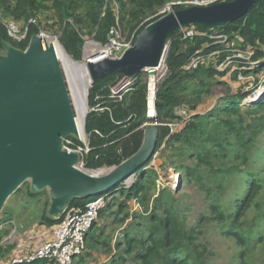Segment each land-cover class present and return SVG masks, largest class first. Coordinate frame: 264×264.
Here are the masks:
<instances>
[{
  "label": "rangeland",
  "instance_id": "374dc122",
  "mask_svg": "<svg viewBox=\"0 0 264 264\" xmlns=\"http://www.w3.org/2000/svg\"><path fill=\"white\" fill-rule=\"evenodd\" d=\"M172 1L178 0H171L167 3ZM167 3L160 7L156 14H159ZM112 8L117 15L119 5L112 3ZM132 8L133 10H139L138 7L132 6L129 7V10ZM44 16V14L41 15L43 21ZM149 17L151 16H140L136 22L129 25H127V20H124L113 28L115 30L118 28L121 36L129 38L136 33L138 27ZM44 29L51 35L60 33V29L56 24ZM215 32L217 31L212 33L215 34ZM94 35L93 31L82 32L84 42L81 47L80 59H74L65 51L73 60L72 62H66L63 66L71 91H83L87 62L94 56H100L101 49L106 43L98 42ZM219 39L214 38V42L217 44ZM220 44L225 46L222 49L212 51L211 53L214 55L206 62L210 60L214 64H218L216 62L217 52L225 50L226 46L229 45L226 43ZM0 55H5L4 48L0 50ZM239 69L242 68L237 64H230L226 70L224 69L225 74L217 77V80L224 81L225 84L214 83L210 93L203 96L202 101L195 110H190L186 104L176 107L175 112L178 119L170 122L172 123L171 134L181 132L186 120L192 115L213 112L222 108L226 97L247 92L239 107L241 120H238V116L232 117L237 122L238 130H230L228 126L221 123L226 117L223 113H219L216 117L211 118L206 125V129L200 130V134L192 137L189 143L173 138H165L149 164L144 168L148 174L149 182H151L145 192V205L138 202L133 195L126 198V190L138 178V173L131 174L119 184V189L117 188L111 194H106V205L95 222L96 225L93 230L97 241L89 247L86 239L85 252L74 259V264H140L136 260L135 254L142 251L147 228L152 223L149 219L151 216L150 210L152 206L157 208L154 199L159 195L161 189L165 190L169 196L164 202L169 201L174 205V209L179 212L181 225L186 231H191L193 234L194 248L190 247L192 253L190 264H240L237 259L238 254L245 256L243 257L245 264H264V238L262 241L259 240L260 232L264 233V206L261 210L254 206L257 201H263V196L252 203V206L239 221L240 227L250 236V241L246 247H240L232 238L224 236L225 226L229 224V220L215 221L210 218L208 210V206L214 199H217L226 214L233 213L236 199L240 198V190L245 189L247 182L252 178H256L264 184V110L255 106L252 107L248 102V98L255 96L256 92L261 93L264 90V69L259 72L244 70L240 79L238 76ZM166 71L165 63L162 61L155 74L144 70L143 77L147 79V82L150 81L151 84H155L157 88V84L164 78ZM130 79L133 78L123 76L116 81L110 87V96L120 99L119 95L123 94L117 90L120 81L131 82ZM131 84L128 86L133 85ZM87 95L88 91L84 96H81L82 98H79L80 96L78 99L73 98L74 109L79 119L82 117V121H85V117L90 111ZM81 124L83 128V122ZM144 127L145 124L140 126L143 131ZM67 136L72 137L73 134L70 133ZM209 137L210 139L214 137L220 141L222 149L214 141L208 140ZM201 146L202 148L198 149ZM197 151L202 152L203 155L213 154L210 163L212 168L217 170L215 173L210 170V166L206 164V161L197 158ZM245 156L248 160L246 165L243 163L246 160ZM113 167L114 165L88 168L87 171L88 173L91 172L90 174L101 175ZM188 167L194 169V173L190 177L187 174ZM177 174H179L180 179L178 185H175L174 188L173 181H175L174 177ZM219 182L223 184L221 190L216 187ZM50 188L49 185H45L39 189H34L33 176L30 175L3 201L0 207V260H6L12 255L20 238L27 239V246L23 248L30 251L35 247L37 237L44 236V234L48 236L47 232L50 234L51 228L41 223L44 215L50 216L52 201ZM108 202H111V208H107ZM120 202H124L122 208ZM161 209L162 206L160 209L157 208V214L162 216ZM203 216L209 219H205ZM126 234L138 241L135 248L128 255H124ZM4 237L9 242L3 240L5 246L2 244V238ZM22 239L21 241H23ZM185 243L186 240H182V245ZM198 251L202 252L203 255L199 256Z\"/></svg>",
  "mask_w": 264,
  "mask_h": 264
},
{
  "label": "trees",
  "instance_id": "16d2710c",
  "mask_svg": "<svg viewBox=\"0 0 264 264\" xmlns=\"http://www.w3.org/2000/svg\"><path fill=\"white\" fill-rule=\"evenodd\" d=\"M168 1L171 0H0L1 18H9L16 22H27L32 17L38 20V25H29L27 38L20 43L9 38L5 27L0 23V50L3 49V42L24 50L29 37L38 32L39 26L47 28L56 24L60 29L59 43L70 56L78 60L81 57V47L84 42L83 31H93L95 39L100 43H105L111 29L119 22L127 20V25H129L136 22L140 16L150 15L151 17L136 30L135 34L137 35L146 25L162 16L156 12ZM112 3L119 5L117 15L112 8ZM130 6L138 7L139 10H133V8L129 10ZM43 14L46 23L41 19ZM195 27L197 31L205 33V35L183 38L182 33L178 30L168 38V52L164 61L167 71L156 88L154 116L157 117L158 122L170 123L174 119H178L175 108L181 104H186L190 110H195L203 96L210 93L214 83L225 84L224 81L217 80V77L223 76L225 72L217 70L215 64L210 60L200 63L192 70L183 68L197 51L201 50L202 54L208 55L225 46L214 42V38L210 36L213 34L212 32L217 31L218 34L228 36L226 44L229 45L226 46V49L234 46L241 50L250 48L253 52L252 58L261 60L259 66L252 71L259 72L264 69V0H256L245 15L222 26L206 28L195 25ZM227 51L222 50L220 54H217V63L226 57ZM122 77V73L113 72L92 82L88 88L89 107L98 105L102 109L89 111L85 117V130L90 135L92 147L85 156L87 168L116 166L134 154L141 144L143 130L140 126L147 121V79L143 77V71H141L132 77L134 79L133 86L123 93L120 99L111 97L110 87ZM246 95L247 92H242L228 96L225 98L222 108L202 115H192L186 120L181 132L171 134V128L168 125H158L156 150L167 137V139L173 138L189 143L192 137L199 135L200 130L206 129L209 120L219 113H223L226 117L221 123L228 126L230 130L237 131V122L232 117L238 116V120H241L239 107ZM254 106L264 110V98L253 103L252 107ZM94 130H98L100 135L96 134ZM208 140L214 141L222 149L221 142L216 138L211 137L210 139L209 137ZM75 142L78 143L76 139ZM201 148L202 146L198 149ZM196 153L199 160L206 161L211 171L214 173L217 171L212 168L210 163L213 154L203 155L199 151ZM245 159H243V163L246 165L248 161L246 156ZM145 166L135 172L138 173V178L126 190V198L133 195L143 205H145L147 186L151 183L146 169H144ZM193 173L194 169L188 167V176H192ZM251 175L253 176V174ZM216 187L221 190L222 182L217 183ZM117 188L119 189L117 186L104 194H111ZM262 196L264 197V184L260 180L252 178L247 182L245 189L240 190V198L236 199L233 213L226 214L219 200L214 199L208 206L210 218L218 222L229 220V224L225 226L224 236L232 238L238 246L246 247L250 236L240 227L239 221L252 206V203ZM95 197L72 198L67 206L83 208L89 200ZM166 198H169L168 193L161 189L159 195L154 199L158 209L162 206L163 215H158L157 208L152 206L149 217L152 223L147 228L144 246L141 253L135 254V258L140 264H190L192 257L190 247H193L194 243L193 234L184 229L180 223L179 212L169 201L164 202ZM123 205L124 202H120L121 208ZM254 206L261 210L264 206V198L263 201H257ZM107 208H111V202H108ZM101 212L102 210L99 216ZM62 217L63 214L58 218L44 215L41 223L52 227L59 223ZM203 218L209 219L206 216ZM95 225L94 223L91 226L86 236L89 247L97 241L93 231ZM260 234L259 240L262 241L264 233L260 232ZM182 240H186L184 245H182ZM137 243L135 238L126 234L124 255L130 254ZM198 255L202 256L203 253L198 251ZM243 257H245L243 254L237 255L240 264H245ZM23 264H44V261L35 260Z\"/></svg>",
  "mask_w": 264,
  "mask_h": 264
},
{
  "label": "water",
  "instance_id": "95a60500",
  "mask_svg": "<svg viewBox=\"0 0 264 264\" xmlns=\"http://www.w3.org/2000/svg\"><path fill=\"white\" fill-rule=\"evenodd\" d=\"M256 0H222L207 6H185L146 25L118 58L89 59L91 82L113 72L125 78L165 61L168 38L187 25L222 26L245 15ZM52 44L32 35L21 50L3 42L0 55V207L28 176L33 187L49 185L50 216L57 218L72 198L104 194L147 164L158 143L156 117L147 115L137 151L99 176L74 167L77 154L61 148L66 135L76 134L73 111Z\"/></svg>",
  "mask_w": 264,
  "mask_h": 264
},
{
  "label": "built area",
  "instance_id": "2783aa9c",
  "mask_svg": "<svg viewBox=\"0 0 264 264\" xmlns=\"http://www.w3.org/2000/svg\"><path fill=\"white\" fill-rule=\"evenodd\" d=\"M222 0H178L167 3L164 8L161 9L159 14L164 15L177 7H185L191 5L197 6H207L210 4H214L220 2ZM0 23L5 27L7 36L11 38L15 42H22L27 38L29 25L35 24L38 25V20L35 17L30 18L27 22H16L9 18H1ZM111 29L108 40L104 44L101 49V57L107 58H118L122 55V53L131 47L134 43L136 34H132L129 38L121 36L119 29L116 28ZM182 33L183 38H191L194 35H205V33H201L197 31L195 25H187L182 27L179 30ZM211 34L212 38H220L217 43H226L228 40V36L225 34ZM32 35H37L44 44H53L55 42H59L58 36L51 35L44 27L39 26L38 32ZM32 35L28 39V43L32 37ZM237 37V36H235ZM28 43L25 49L28 46ZM24 49V51H25ZM227 56L220 61L218 64H215L217 70L224 71L230 64H237L242 69H239L238 76L239 79L242 78V73L244 70L251 71L259 66L261 60H254L252 58V50L250 48L241 50L239 48L230 47L228 49ZM222 52L218 51L217 54ZM214 54L210 53L208 55H204L201 53V50L197 51L193 54L188 62L183 66L185 70H192L196 68L200 63L205 62ZM131 82H122L120 81V85L117 88L118 92L125 93L131 89L134 84V79H130ZM132 83V84H131ZM132 86H128V85ZM114 91V90H112ZM117 93V92H116ZM113 93V94H116ZM256 92V97L252 96L248 98V102L250 105L253 103H257L264 98V90L261 92ZM121 98V94L119 95ZM153 96L154 106L156 100V85L147 82V107L149 97ZM247 101V100H246ZM102 108H98V105L95 107H91L90 111L99 110ZM156 109V107H155ZM146 114H148V110L146 109ZM156 117V116H155ZM156 125H161L157 121V117L155 120ZM143 124L146 125V122ZM164 125H168L171 128L172 123H165ZM145 128V127H144ZM172 131V128H171ZM94 132L100 135L98 130H94ZM75 139L78 143L75 142ZM63 150L67 152H73L77 154V161L74 164V167L79 170L87 171V167L85 166V156L91 151L92 147L90 145V135L85 130V121L83 122V136L80 137L78 135L67 136L62 139ZM120 152V150H119ZM156 152V151H155ZM155 153L153 154V156ZM152 156V157H153ZM152 159V158H151ZM146 167V166H145ZM88 172V171H87ZM175 181H173V187L178 185L180 176L177 174L175 176ZM175 188V187H174ZM105 198L106 194L96 195L95 198L89 200L84 207H68L66 206L62 212L63 217L59 223L51 227L50 236L42 240L36 247L27 251V249L23 248L27 246V239L20 238L17 242V247L14 249L17 251L14 255H10L6 260H0V264H23V263H31L35 260H43L44 264H74V259L78 255H82L86 249V236L91 226L97 221L99 217L100 211L105 207ZM61 214V215H62ZM59 217V216H58ZM57 217V218H58ZM6 237L2 238L4 242H7ZM21 239L23 241H21ZM25 240V241H24ZM16 243V242H14ZM1 245V243H0ZM6 244H4L5 246ZM23 245V246H22ZM19 250H24L20 252Z\"/></svg>",
  "mask_w": 264,
  "mask_h": 264
},
{
  "label": "bare ground",
  "instance_id": "6f19581e",
  "mask_svg": "<svg viewBox=\"0 0 264 264\" xmlns=\"http://www.w3.org/2000/svg\"><path fill=\"white\" fill-rule=\"evenodd\" d=\"M53 45V47H52V49H53V51H54V54H55V57H56V59H57V62H58V64H59V66H60V68H61V71H62V74H63V80H64V83H65V87H66V90H67V94H68V97H69V101H70V104H71V108H72V111H73V117H74V123H75V127H76V134L78 135V136H80V137H82L83 136V134H82V122H84V121H82V117H80V119H79V117H78V114L76 113V111H75V109H74V103H73V98H77L78 99V97L79 98H82L81 96H84L85 94H86V92L88 91L87 89L91 86V77H90V74H89V72H88V70L86 71V75H85V77H84V83H83V87H84V89H83V91L82 90H79V91H77V90H75V91H71L70 90V88H69V84H68V79H67V76L65 75V73H64V64L66 63V62H72L73 60L71 59V57L65 52V50L62 48V46L59 44V42H55V43H53L52 44ZM100 54H101V52H100ZM98 57H101V55L100 56H94V57H92V59H96V58H98ZM91 60V59H90ZM158 67H156L154 70L156 71V69H157ZM66 69V68H65ZM147 70H149V69H147ZM152 85V84H151ZM78 89V88H77ZM261 93H259V95H260ZM256 97V96H255ZM83 98H85V97H83ZM81 101H82V99H81ZM79 105V104H78ZM147 110H148V114H149V116L150 117H154V113H155V106H154V99H153V96H150L149 97V100H148V107H147ZM80 114V113H79ZM81 116V115H80ZM84 117V116H83ZM84 120V119H83ZM80 171H82V172H85L86 174H89V175H93V176H99V175H97V174H90V173H88L87 171H84V170H80ZM107 173V172H106ZM103 174H105V173H103ZM103 174H101V175H103ZM174 178H176V177H174Z\"/></svg>",
  "mask_w": 264,
  "mask_h": 264
},
{
  "label": "crops",
  "instance_id": "0c3cea01",
  "mask_svg": "<svg viewBox=\"0 0 264 264\" xmlns=\"http://www.w3.org/2000/svg\"><path fill=\"white\" fill-rule=\"evenodd\" d=\"M49 228H51V227H49ZM48 233V236H46L45 234H44V236H40V237H37V242H36V245H35V247L42 241V240H44L45 238H48L49 236H50V234H49V232H47ZM20 252H23L24 250H19ZM15 253H17V251L16 250H13V252H12V254L14 255Z\"/></svg>",
  "mask_w": 264,
  "mask_h": 264
}]
</instances>
